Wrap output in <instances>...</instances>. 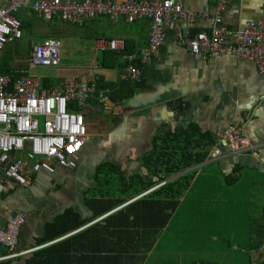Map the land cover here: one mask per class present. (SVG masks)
Segmentation results:
<instances>
[{"label": "crops", "instance_id": "crops-1", "mask_svg": "<svg viewBox=\"0 0 264 264\" xmlns=\"http://www.w3.org/2000/svg\"><path fill=\"white\" fill-rule=\"evenodd\" d=\"M172 1L191 13L207 12L216 5L215 0ZM7 2L0 0V5ZM30 13L34 14L23 9L13 14L27 25L16 43L21 50L30 28ZM262 15L260 0H231L222 11L219 28L242 30ZM52 22L73 29L76 38L90 39L91 54L81 57L89 63L77 68L62 66L59 50V67L43 69L54 70L55 79L28 76L34 70H27V60L25 70L0 69V73L25 72L38 79L45 92L61 91L62 82L67 79L75 86H90L93 94L86 97L82 107L69 106L68 110L83 116L92 139L82 147L73 169L52 165L51 174L39 171L26 187L0 196V228L16 212L25 213L17 251L29 252L9 260L6 250L0 247V264H26L29 260L31 264H111L121 249L136 251L140 264L264 263V81L255 67L230 55L189 57L177 46L176 35H209L214 25L208 18L197 17L191 24L178 21L170 26L164 45L146 63L140 61L148 44L150 23L146 20L128 23L123 17L116 21L96 17L70 25L53 18L42 23ZM48 39L58 43L45 38L31 45L23 50L27 51V59L34 45ZM114 41L122 42L123 49L111 51L108 45ZM12 50V46L5 48L4 58H9ZM104 52L117 56L115 65L136 68L139 82L123 79L126 69L101 70L100 57ZM128 56L133 57L132 61H128ZM111 64L108 61L106 65ZM95 77L102 80V90ZM119 82L139 84L142 89L115 104L107 88ZM188 125L208 133L214 145L202 163L167 179L189 175L188 185L169 212L166 226L153 231L151 228L159 227L163 220L162 210L157 205L154 210L147 204L133 207L141 203L138 199H145L164 185L149 170L145 158L155 135ZM229 126L242 128L251 145L248 152L229 153L221 140ZM214 146L220 151L216 158L209 155ZM120 176L135 177L141 183L150 180L153 185L137 196L129 190L122 198L116 190ZM117 198L125 199V203L92 216ZM155 200L158 198H146L151 206ZM121 210L123 213H119ZM76 220L84 223L69 228ZM121 258L128 257L123 254Z\"/></svg>", "mask_w": 264, "mask_h": 264}, {"label": "built area", "instance_id": "built-area-1", "mask_svg": "<svg viewBox=\"0 0 264 264\" xmlns=\"http://www.w3.org/2000/svg\"><path fill=\"white\" fill-rule=\"evenodd\" d=\"M215 1L214 9L191 13L172 0H126L120 3L112 0H8L0 5V51L22 39L21 23L13 14L23 9L32 11L42 22L58 18L70 25L89 22L96 17H107L112 21L123 17L128 23L146 20L150 23V30L141 63L156 56L165 43V33L170 26L178 21L191 24L195 18L203 17L213 22L210 34L176 35L177 46L189 57L230 55L248 62L264 81V0H260L262 17L238 31L219 28L222 11L231 0ZM108 48L120 51L123 43L110 42ZM128 57V61H132L133 57ZM58 67L59 45L56 41L48 39L32 47L27 59L28 71ZM26 74L0 73V196L17 187H26L39 171L51 174L52 165L73 169L82 147L92 139L86 131L83 116L68 110L69 106L82 107L86 97L93 94L90 86H75L67 79L62 82L61 91L45 92L38 79ZM124 74L123 79L139 82V71L132 65ZM13 75L18 77L13 79ZM221 140L233 155L251 149L239 126L226 128ZM209 155L218 157V147L214 146ZM25 220V213L18 211L0 228V247L6 250V259L21 258L29 253L17 251Z\"/></svg>", "mask_w": 264, "mask_h": 264}, {"label": "trees", "instance_id": "trees-1", "mask_svg": "<svg viewBox=\"0 0 264 264\" xmlns=\"http://www.w3.org/2000/svg\"><path fill=\"white\" fill-rule=\"evenodd\" d=\"M21 23V29L27 28L25 22L19 20ZM127 53V52H126ZM128 54V53H127ZM117 56L110 52H104L100 57V69L101 70H115V69H126V65L117 66L116 60ZM111 61V66H107V62ZM106 62V64H105ZM14 79V77H13ZM95 82L98 84L100 90L104 87L102 85V80L95 77ZM45 83V82H44ZM109 94L111 95V101L115 104L123 102L125 99L129 98L136 91L142 89L141 85H132L128 82H119L118 85L110 86L107 88ZM121 94V95H120ZM214 145V140L209 136L208 133H201L193 125H188L185 127L177 126L173 131H168L162 135H155L152 139V149L146 155L145 163L147 164L149 170L154 176L159 177L160 181H164V185L157 191H153L146 198H158V201H153L152 206L146 202V198L138 199L141 203L133 205V207L147 204L150 209L155 208V205L162 210L163 220L159 224V227H152L153 231H159L163 229L169 219V212L174 210L176 206L177 199L181 196L183 191L189 182V175L184 174L172 181H167L173 175L181 173L193 165L202 163L208 155L210 147ZM112 168V166H109ZM138 179V178H137ZM119 188L116 189L119 196L126 198L127 192L132 190V195H139L152 187V181L147 183H141L139 180H135V177L124 178L119 177ZM145 189V190H144ZM134 198V197H133ZM102 202V200H100ZM107 202V201H106ZM125 203V199L110 200L107 202L106 206L98 209L94 212L92 216H99L102 213L108 212L112 207L119 206ZM108 210V211H107ZM124 210L119 211L123 213ZM142 220V219H141ZM135 221V218H134ZM84 221L76 220L74 224H71L69 228H77L83 224ZM150 229V228H149ZM68 230V228H67ZM66 230V231H67ZM125 251V253H124ZM41 254V253H39ZM127 255L128 258L123 260L122 255ZM32 260L26 262V264H31ZM111 264H140V259L136 256V251L129 252L126 250L117 251V258L111 261ZM104 264H108L107 261Z\"/></svg>", "mask_w": 264, "mask_h": 264}, {"label": "rangeland", "instance_id": "rangeland-1", "mask_svg": "<svg viewBox=\"0 0 264 264\" xmlns=\"http://www.w3.org/2000/svg\"><path fill=\"white\" fill-rule=\"evenodd\" d=\"M28 22L30 24L29 30L26 32L25 40L22 41V50L18 44L12 46L13 50L9 55V58H4L3 52H0V69H13L18 68L20 70L26 69V60H27V48L31 45L42 41L45 38H52L58 41L59 50H60V59L61 65L67 66L71 65L72 68H77L80 65L89 63V61H84L81 59L82 54L90 55L91 51L89 50L90 39L89 38H76L74 36V30L68 27H63L61 23L52 22V23H42L30 13L28 15ZM65 29V33H59ZM88 33V30L86 31ZM80 42H83L84 45H79ZM28 76H40L46 77L49 79L56 78V72L54 70H43L35 69L30 72Z\"/></svg>", "mask_w": 264, "mask_h": 264}, {"label": "water", "instance_id": "water-1", "mask_svg": "<svg viewBox=\"0 0 264 264\" xmlns=\"http://www.w3.org/2000/svg\"><path fill=\"white\" fill-rule=\"evenodd\" d=\"M263 262V260H261V263Z\"/></svg>", "mask_w": 264, "mask_h": 264}]
</instances>
